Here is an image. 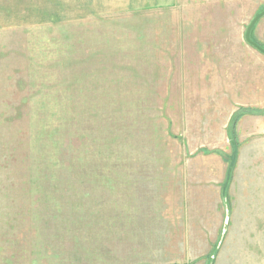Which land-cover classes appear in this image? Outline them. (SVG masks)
I'll return each mask as SVG.
<instances>
[{"label": "rangeland", "instance_id": "rangeland-1", "mask_svg": "<svg viewBox=\"0 0 264 264\" xmlns=\"http://www.w3.org/2000/svg\"><path fill=\"white\" fill-rule=\"evenodd\" d=\"M263 11L0 0V264H264Z\"/></svg>", "mask_w": 264, "mask_h": 264}, {"label": "water", "instance_id": "water-1", "mask_svg": "<svg viewBox=\"0 0 264 264\" xmlns=\"http://www.w3.org/2000/svg\"><path fill=\"white\" fill-rule=\"evenodd\" d=\"M264 16V11L261 12L260 14H258L249 24V26L246 29V33H245V41L252 46L253 48H255L258 52H260L261 54L264 55V49H262L258 44L254 43L251 39H250V32L253 28V26L255 25V23Z\"/></svg>", "mask_w": 264, "mask_h": 264}]
</instances>
